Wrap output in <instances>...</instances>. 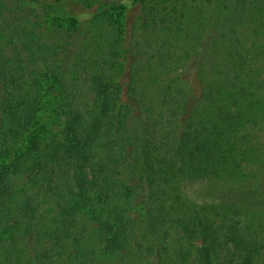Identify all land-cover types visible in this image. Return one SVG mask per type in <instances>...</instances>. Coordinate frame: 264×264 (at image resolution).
Wrapping results in <instances>:
<instances>
[{
    "label": "trees",
    "instance_id": "16d2710c",
    "mask_svg": "<svg viewBox=\"0 0 264 264\" xmlns=\"http://www.w3.org/2000/svg\"><path fill=\"white\" fill-rule=\"evenodd\" d=\"M133 2L0 0V264H264V0Z\"/></svg>",
    "mask_w": 264,
    "mask_h": 264
},
{
    "label": "rangeland",
    "instance_id": "374dc122",
    "mask_svg": "<svg viewBox=\"0 0 264 264\" xmlns=\"http://www.w3.org/2000/svg\"><path fill=\"white\" fill-rule=\"evenodd\" d=\"M123 3L126 6L125 9V27H126V37H128L127 40L137 39L142 35L143 28L141 26L142 24V16H143V10L139 2H133V0H122ZM9 4V2H7ZM16 5H23L21 3H17ZM74 6V12L78 15L79 20L82 22H86L91 10L87 9L85 7H82L78 4L72 5ZM79 41L82 40V37H78ZM44 42L50 43L51 42L58 46L59 41L55 40V38L46 33L44 37ZM180 76L182 80L185 83V86L188 90L190 100L188 101V104L186 106V112L185 117L190 113V111H194L197 108H199L202 104V94L204 90V86L206 85L207 81V70L203 66H199L197 63V60H191L189 61L181 70H180ZM49 109L48 111L55 110L57 113L60 110V107L57 108V105L55 102L52 101V103L48 104ZM48 113V112H47ZM43 114V113H42ZM52 113L48 115H43L45 119H47L49 122L53 124V127L57 126L59 127L60 122L55 120ZM183 118V115H181V119ZM54 120V121H53ZM48 129H44V131H41L42 138H45L46 140L51 138L54 135V129L47 127ZM50 131V132H49ZM185 191L188 195V197L196 202H204V201H215L222 198L230 197L234 194V191L231 190L230 187H224L221 184L218 183H207V181L204 182H193L189 184ZM263 240H264V234H263ZM238 256V255H237ZM259 261L261 262L264 258V255H259Z\"/></svg>",
    "mask_w": 264,
    "mask_h": 264
}]
</instances>
